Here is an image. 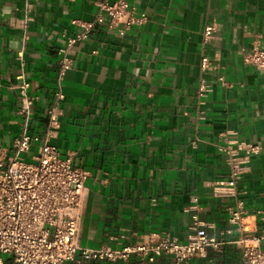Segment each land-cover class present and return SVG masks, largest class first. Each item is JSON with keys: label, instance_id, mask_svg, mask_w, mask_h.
<instances>
[{"label": "crops", "instance_id": "0c3cea01", "mask_svg": "<svg viewBox=\"0 0 264 264\" xmlns=\"http://www.w3.org/2000/svg\"><path fill=\"white\" fill-rule=\"evenodd\" d=\"M114 1L0 0V147L20 133L12 87L28 82L39 140L26 159L47 136L88 173L80 248L156 244L166 234L186 243L197 216L222 244L191 264H244L240 241L257 245L264 228V70L246 60L255 44L264 47V0H127L146 23L125 35L106 21L87 30L99 3ZM230 152L246 161L235 193L224 196L215 189L232 178ZM231 210L242 212L240 226L230 224ZM67 264L171 261L78 252Z\"/></svg>", "mask_w": 264, "mask_h": 264}, {"label": "built area", "instance_id": "2783aa9c", "mask_svg": "<svg viewBox=\"0 0 264 264\" xmlns=\"http://www.w3.org/2000/svg\"><path fill=\"white\" fill-rule=\"evenodd\" d=\"M105 21L109 30L125 35L134 26L146 23L148 17L131 8L127 0L102 2L99 3L95 22L88 24L86 29ZM214 30V26H207L205 35L209 38ZM86 37L87 34L83 33L70 38L68 46ZM246 60L259 70H264V47L255 44ZM66 61L64 69L69 67ZM208 65L209 59L203 57L202 67ZM12 88L19 96L17 113L20 133L13 140L11 148L0 147V264H3L5 256L12 257L15 264H67L76 260L78 252L86 259L128 261L136 255L153 262L156 257L167 256L171 264H191L194 258L203 256L208 248H218L222 244L218 236L210 234L206 225L194 216L191 225L193 234L186 243H179L166 234L156 244L142 243L96 250L80 248L79 221L88 173L74 164L71 155L63 156L55 146L50 145L47 136L42 139L37 153L31 159H26L25 154L30 151L32 142L39 140L31 133L34 98L29 95L28 82L23 81ZM203 90L208 91V88L202 85L200 91ZM61 98L58 92L57 100ZM49 115L50 126L57 127L56 106L50 109ZM222 150L228 152L224 148ZM245 161H239L230 152L228 164L232 168V178L218 183L215 189L217 194L225 196L235 193ZM242 218L241 211H230L231 225L240 226ZM261 221L264 227V215ZM255 240L257 245L240 241L244 264H264V228Z\"/></svg>", "mask_w": 264, "mask_h": 264}, {"label": "trees", "instance_id": "16d2710c", "mask_svg": "<svg viewBox=\"0 0 264 264\" xmlns=\"http://www.w3.org/2000/svg\"><path fill=\"white\" fill-rule=\"evenodd\" d=\"M3 264H15V263H14L12 257H10V256H5V257H4V262H3Z\"/></svg>", "mask_w": 264, "mask_h": 264}]
</instances>
